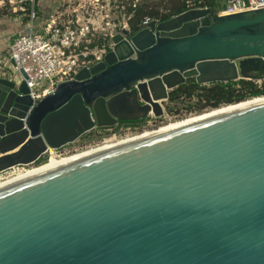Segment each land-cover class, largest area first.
I'll return each instance as SVG.
<instances>
[{"label":"water","instance_id":"water-1","mask_svg":"<svg viewBox=\"0 0 264 264\" xmlns=\"http://www.w3.org/2000/svg\"><path fill=\"white\" fill-rule=\"evenodd\" d=\"M112 42L35 104L0 62V173L163 116L187 78L264 79V8H188ZM0 264H264V102L1 183Z\"/></svg>","mask_w":264,"mask_h":264},{"label":"built area","instance_id":"built-area-1","mask_svg":"<svg viewBox=\"0 0 264 264\" xmlns=\"http://www.w3.org/2000/svg\"><path fill=\"white\" fill-rule=\"evenodd\" d=\"M39 1L21 2L23 7L25 6L23 3L27 2V6L22 10L27 15L26 27L8 43L10 69L16 73L19 80H25L34 104L51 92L58 83L73 80L81 68H89L98 63L104 54L112 49V37L122 29H130L129 21L119 16L124 9L123 5H119V0H59L45 15L38 11ZM187 6L188 8L210 7L195 6L193 0H188ZM259 8H264V0H226L222 9L212 8V11L214 16ZM152 19L160 20L146 16L141 25L147 24ZM98 40H108L109 43L107 45L103 42L101 46H91L92 42ZM21 70L25 76L21 74ZM45 81H49L46 87L43 86ZM149 117L155 116L151 113ZM153 125V120L149 119L144 126ZM113 126L95 127L93 130L104 136L100 141L92 139L91 142L94 144L89 147L102 144L112 138L128 137L137 130V127L130 125ZM80 147L73 150L68 147L50 149L49 156L70 154L74 150L80 151ZM28 167L30 166H13L1 172L0 178L9 177Z\"/></svg>","mask_w":264,"mask_h":264},{"label":"trees","instance_id":"trees-1","mask_svg":"<svg viewBox=\"0 0 264 264\" xmlns=\"http://www.w3.org/2000/svg\"><path fill=\"white\" fill-rule=\"evenodd\" d=\"M188 0H178V3L173 7L168 13H164L159 16V9H154L152 7L149 12L154 9L153 18L167 19L173 15H176L186 9ZM195 6H210L214 10H219L224 7L226 0H193ZM23 5L27 6V2ZM147 10L143 6L142 10L135 11L133 18L130 20V28L136 29L138 25L141 24L142 20L147 15ZM137 18V19H136ZM135 20V21H133ZM138 20V21H137ZM106 43L108 45L109 41L98 40L92 42L91 46H101ZM264 95V79L259 83L250 79H237L233 81H216L210 82L208 84H199L196 82L194 77L187 78L182 84H179L175 88L169 91L167 100L163 103L164 114L161 117L149 116L137 119V120H122L118 126H132L137 127L136 132H142L145 129L146 123L149 119L153 120L154 125L147 127V130L157 127L158 121L162 122V119L166 114L168 115H182V113L189 114H200L207 110H214L216 108H221L222 106H228L227 104L232 103H242L252 97H260ZM176 118V117H175ZM179 119V118H178ZM115 127V126H113ZM116 128V127H115ZM103 129V128H101ZM102 134H98L95 130H91L87 133L86 139L92 140L101 137ZM47 160V155L41 157L36 161L33 166L41 164L43 161Z\"/></svg>","mask_w":264,"mask_h":264},{"label":"bare ground","instance_id":"bare-ground-1","mask_svg":"<svg viewBox=\"0 0 264 264\" xmlns=\"http://www.w3.org/2000/svg\"><path fill=\"white\" fill-rule=\"evenodd\" d=\"M261 102H264V97H256V98H253V99L245 100L242 103L238 102L236 104H229L228 106H224V107H221V108H216L214 110L210 109V110L204 111V112H202L200 114L189 115V116H187L185 118L172 120V121H170V122H168V123H166L164 125H161V126H159L157 128L144 130L141 133L133 134V135H130V136L124 137V138L108 140V141H105L102 144H99V145H96V146H92V147H88L86 149H83V150H80V151H76V152H73V153H70V154L60 155V156H55L54 154H52L47 161H45V162H43V163H41L39 165L30 166V167L24 169L23 171L16 172L13 175H10L9 177L0 179V184L8 182V181H12L14 179H17L19 177L25 176L27 174H30V173L35 172V171H38V170L43 169L45 167L51 166L53 164H57V163H60V162H63V161H67V160H70V159H73V158H76V157H80V156H83V155H86V154H89V153H93V152H96V151H99V150H103V149H106V148H110V147L122 145V144H125V143L133 142V141H136V140L151 136L152 134L165 132L167 130L178 128V127H181V126H184V125H187V124H190V123L202 120V119H206V118L218 115V114L228 113V112H231V111H234V110H237V109H240V108H245V107H248V106H251V105H255V104H258V103H261Z\"/></svg>","mask_w":264,"mask_h":264},{"label":"rangeland","instance_id":"rangeland-1","mask_svg":"<svg viewBox=\"0 0 264 264\" xmlns=\"http://www.w3.org/2000/svg\"><path fill=\"white\" fill-rule=\"evenodd\" d=\"M22 1H24V0H0V14L9 13V11H13V9L15 7L21 6V2ZM58 1L59 0H42V5L43 4H47L48 6L53 5V7H54V4L58 3ZM177 3H178V0H119V5H123V7H124L123 11L119 13V16L120 17H124L127 21H129V24H130L131 23L130 20L133 18L134 12L142 10L143 6H145V9L147 10L146 11L147 12L146 16H150L151 17V16H153L154 9H159V16H161L164 13L170 12V10H172L173 7ZM152 7H154V9L151 12H149V10ZM24 8H25V6H24ZM51 9L52 8H50V9L48 8V9L44 10V12L45 13H49L51 11ZM133 21H135V20H133ZM48 84H49V81H45L43 83V86L46 87ZM256 97H252V98H249V99H253V98H256ZM260 97H264V95H262ZM163 107H164V105H163ZM222 107H224V106H222ZM189 115H194V114L193 113L192 114L182 113V115H177V116L166 114V116L163 117L162 122L158 121L157 127H159L161 125H164V124H166V123H168V122H170L172 120H176L178 118L179 119L185 118V117H187ZM147 127H149V126H147ZM157 127L154 126V128H157ZM154 128L152 127V129H154ZM139 133H141V132H139ZM135 134H138V132H136ZM131 135H133V134H131ZM102 136H104V135H102ZM102 136L98 137V138H95V139H98L96 141H100L102 139ZM124 137H126V136H123V137H120V138H124ZM112 139H109V140H112ZM76 142H78V141H76ZM93 144L94 143L91 142L90 140H84L82 147H80L79 149L80 150L86 149V148H83V147H89L90 145H93ZM73 152H76V150L72 151L71 153H73ZM30 166H33V165H30ZM0 179H2V178H0Z\"/></svg>","mask_w":264,"mask_h":264},{"label":"crops","instance_id":"crops-1","mask_svg":"<svg viewBox=\"0 0 264 264\" xmlns=\"http://www.w3.org/2000/svg\"><path fill=\"white\" fill-rule=\"evenodd\" d=\"M56 4L57 3H55L54 6ZM52 7L53 5H42V0L38 3V11L40 14H48L45 13L44 10ZM23 9V6H19L15 7L13 11H9V13L0 14V62L8 67L11 66L8 43L16 34L26 27L27 15L26 12L22 11Z\"/></svg>","mask_w":264,"mask_h":264},{"label":"flooded vegetation","instance_id":"flooded-vegetation-1","mask_svg":"<svg viewBox=\"0 0 264 264\" xmlns=\"http://www.w3.org/2000/svg\"><path fill=\"white\" fill-rule=\"evenodd\" d=\"M120 122H121V121H119L118 124H119ZM92 130H93V129H92ZM90 131H91V130H90ZM88 132H89V131H88ZM88 132L82 134V135L78 138V142L74 141V142H72V143H70V144L65 145L63 148L68 147V149L73 150V149H75V148H77V147L82 146V145H83V141H84V140H87V139H86V135H87ZM90 141H92V140H90Z\"/></svg>","mask_w":264,"mask_h":264}]
</instances>
